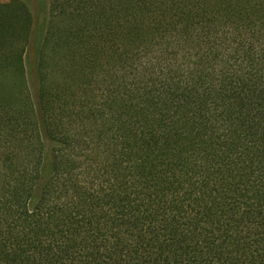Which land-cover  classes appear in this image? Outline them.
Listing matches in <instances>:
<instances>
[{"label": "trees", "instance_id": "16d2710c", "mask_svg": "<svg viewBox=\"0 0 264 264\" xmlns=\"http://www.w3.org/2000/svg\"><path fill=\"white\" fill-rule=\"evenodd\" d=\"M0 0V264H264V0Z\"/></svg>", "mask_w": 264, "mask_h": 264}, {"label": "rangeland", "instance_id": "374dc122", "mask_svg": "<svg viewBox=\"0 0 264 264\" xmlns=\"http://www.w3.org/2000/svg\"><path fill=\"white\" fill-rule=\"evenodd\" d=\"M53 0H28L32 11V17L35 24H37V34L42 33L44 24L46 23L49 10Z\"/></svg>", "mask_w": 264, "mask_h": 264}]
</instances>
